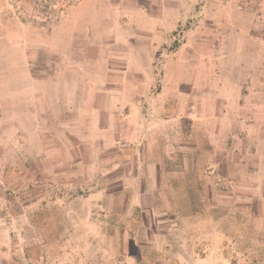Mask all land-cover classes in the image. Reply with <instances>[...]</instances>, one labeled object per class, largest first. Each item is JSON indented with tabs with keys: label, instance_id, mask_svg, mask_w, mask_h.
Segmentation results:
<instances>
[{
	"label": "rangeland",
	"instance_id": "374dc122",
	"mask_svg": "<svg viewBox=\"0 0 264 264\" xmlns=\"http://www.w3.org/2000/svg\"><path fill=\"white\" fill-rule=\"evenodd\" d=\"M104 1L0 0V77L27 61L52 79L70 48L122 60L91 65L112 75L97 86L104 113L41 128L38 142L55 148L33 168L35 141L10 131L0 108V264H264V0L191 7L141 70L126 66L139 56L107 52L132 48L128 16H154L158 0H136L131 12ZM231 11V28L255 36L253 53L229 54L230 27L214 17L228 22ZM237 62L247 76L232 75ZM233 77L253 86L245 111L215 89Z\"/></svg>",
	"mask_w": 264,
	"mask_h": 264
},
{
	"label": "crops",
	"instance_id": "0c3cea01",
	"mask_svg": "<svg viewBox=\"0 0 264 264\" xmlns=\"http://www.w3.org/2000/svg\"><path fill=\"white\" fill-rule=\"evenodd\" d=\"M135 1L136 0H119L114 2L113 0H106L104 2L111 4V6L117 5L119 8L122 7L127 12H131L130 10L134 7L133 3ZM158 2L161 10L157 9L155 11L157 13H155L154 16L145 17L142 16V13L141 15H135L136 9H133V12H131L134 16H128L129 18L134 17L131 29L136 32V34H134L136 40H133L134 43L132 42V45L129 43V46L132 48H128L127 50L117 49V51L108 48L107 54L116 55V53H120L119 51H123L124 55L130 53L139 56V59L131 58L126 60V66L133 70H141L145 67L146 60L151 59L148 54L159 55L158 49L162 43H168V40L173 37L172 31L175 30L176 27L181 26L188 19V11L191 7L193 8L200 5V8H202L201 4H203V7H206L205 0H158ZM90 5H95V2H90ZM183 10H187V13H184ZM233 14H238V12L235 13V11H231L229 13V21L226 22L223 20L224 18L221 19V15L217 17L215 12L214 25L218 23L221 25L224 23L222 26L225 28H228L229 25V32L224 29L222 33L229 39L228 49L230 55H236L235 53H238V51L240 53L242 48H245V52L247 53H253L254 48L250 39L255 36L253 33H249L242 28L233 30L231 28V25L234 24L235 21ZM201 15L202 14L199 16ZM110 23L112 24V20ZM112 28L114 29V25H112ZM126 32L129 34L127 29ZM115 33H117L119 39V34H121L122 37L123 30H118L117 28L115 29ZM182 33L183 38H187L190 35V31H183ZM127 37L131 38L130 36ZM214 37V42H218L219 33H215ZM143 43H145V45H143L145 47H141ZM182 45H184L182 49H189L187 48L189 46L185 44ZM96 51L97 50H94L92 54L94 57H92L87 49L85 53L82 51L76 52L72 48L67 49L62 56H59V65H57L58 71L56 70L54 72L55 75L52 79L46 78L41 75L39 71L33 70L31 65H28L25 60V64L19 65L21 66L19 68L21 70L16 69L18 67L9 68L13 70L8 71L9 69H6L5 71L8 72L4 77H0V87L4 86L7 94L4 100H0V108L1 111H3L1 116L12 121L11 129L9 130H12L16 136L25 135V139L28 140L31 138L35 141V145L32 148L35 158H31L33 164H29L30 168H33L35 164H39V161L42 160L41 155H47V151L55 148L52 146H45L38 142V135L42 133L41 128L45 129L48 127L49 129L53 127V129H59L61 127L62 118H64L63 120L66 122L64 125L69 127L74 126L71 128L73 129L77 126V122L73 120H76L78 117H90L94 119L98 117L100 113H104L100 105L107 99V94L101 89L99 90L97 86L103 84L107 85L112 75H101L99 72L93 71L92 66L94 67V65H97V68L101 67V69L104 70L106 67H109L108 65H115L114 62H122V60H116V58L111 56L105 65V61H102L103 50L99 49L97 54ZM216 51L217 49L214 50V53H216ZM198 52L200 55L203 54L201 48ZM100 55L102 58L99 57ZM169 56L173 58V55L168 54L167 57ZM233 57L234 56H231V58ZM236 58H239L238 55ZM13 61L14 59L12 58V64ZM88 66H90V69H88ZM113 69L114 68H108V71H112ZM234 69L235 73L232 74L233 76L234 74L238 75L240 71H245L247 76L246 71L249 70L248 65H238V62ZM233 79L234 80L231 78L226 85L221 81L218 83L215 80V89L217 93H228L231 97L233 95V104H237L235 105V109L238 108L237 111H245L243 106L245 102L250 101L253 97V86L250 85L248 79L237 80L234 77ZM222 89H224V91H222ZM230 91L232 92L230 93ZM52 99L55 104L57 103L56 110L53 114L54 120L47 121L45 120L47 119L45 111H49ZM224 115L225 114H222V116ZM240 117L247 119L248 115L245 114ZM43 121L47 125H44ZM239 122L244 123L245 121L242 120ZM51 124L52 126L50 127ZM58 150H62V148Z\"/></svg>",
	"mask_w": 264,
	"mask_h": 264
},
{
	"label": "trees",
	"instance_id": "16d2710c",
	"mask_svg": "<svg viewBox=\"0 0 264 264\" xmlns=\"http://www.w3.org/2000/svg\"><path fill=\"white\" fill-rule=\"evenodd\" d=\"M42 8H43V7H42ZM44 9H46V7H44ZM198 190H199V189L194 190V191H191V192H190L191 197L194 196V195L196 196V194H197V197H198V195H199V193H198L199 191H198ZM259 253H264V251H259ZM233 257H234V256H231V259H232ZM252 262H253L254 264H260V261H258V260H256V259L253 260Z\"/></svg>",
	"mask_w": 264,
	"mask_h": 264
}]
</instances>
